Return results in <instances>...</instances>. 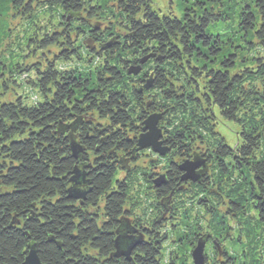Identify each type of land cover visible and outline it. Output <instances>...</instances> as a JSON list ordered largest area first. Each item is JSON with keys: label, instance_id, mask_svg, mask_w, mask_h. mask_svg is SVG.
I'll use <instances>...</instances> for the list:
<instances>
[{"label": "trees", "instance_id": "16d2710c", "mask_svg": "<svg viewBox=\"0 0 264 264\" xmlns=\"http://www.w3.org/2000/svg\"><path fill=\"white\" fill-rule=\"evenodd\" d=\"M3 2L5 84L32 92L0 102V264L33 245L42 264H195L202 239L204 264H264V0H182L181 16L153 0ZM152 114L166 156L138 150ZM196 158L200 179L183 180ZM76 166L85 199L67 192ZM127 222L143 236L130 259L114 255Z\"/></svg>", "mask_w": 264, "mask_h": 264}, {"label": "water", "instance_id": "95a60500", "mask_svg": "<svg viewBox=\"0 0 264 264\" xmlns=\"http://www.w3.org/2000/svg\"><path fill=\"white\" fill-rule=\"evenodd\" d=\"M139 71L140 68H136L133 70L135 74H137ZM149 86L150 85H148L147 87ZM160 119L161 115L152 114L143 122V132L139 136L138 150L152 147L155 152H158L162 156H166L169 153V149L167 147H164L161 142L162 130L158 126ZM71 149L74 157L77 159L79 158V154L83 152V148L80 147L74 140H72L71 142ZM204 163L205 162L203 160L198 158H196V161H185L180 165V169L184 172L182 179H192L194 181H198L201 177V173L197 172V169L202 165L205 166ZM70 181L72 185L67 190L69 197L74 199H85L87 193L90 190L85 186V184L87 183L86 173H81V169L76 166L74 169V175L70 178ZM155 183L157 184V186L165 183L164 176L157 178L155 180ZM129 226L130 223H128V225L126 224V226L122 229L123 231H121V235L118 234L117 238L115 239L116 252L114 253V255L117 257L125 256L130 259L132 249L142 241L143 236L135 238L133 235L128 234L129 232H132V230L129 229ZM205 244V240L202 239L198 242L195 249L193 250L192 254L195 264L205 263ZM24 264H42L35 245L30 248Z\"/></svg>", "mask_w": 264, "mask_h": 264}, {"label": "rangeland", "instance_id": "374dc122", "mask_svg": "<svg viewBox=\"0 0 264 264\" xmlns=\"http://www.w3.org/2000/svg\"><path fill=\"white\" fill-rule=\"evenodd\" d=\"M187 4V3H186ZM189 5V4H187ZM152 6L155 10L159 11L162 14H171L173 16H181L184 10V4H182V0H153ZM9 3L0 4V102H7L11 100L16 95L24 96L26 93L28 95L31 94V89L28 86L23 87V85L16 86L13 82L5 84L7 79L9 78V50L7 48V44L11 38H9L8 33L11 29L15 32V27L17 23L8 19L10 18V12L8 11ZM16 49L15 46H13ZM27 49V48H26ZM5 56V58H4ZM41 58H39L40 60ZM5 63L6 66H3ZM24 80L25 75L21 76ZM14 78V77H13ZM219 126L220 132L226 137L227 141L232 145L238 139V129L237 127L228 122L221 121ZM235 235V233L233 234ZM231 244H229L230 246ZM221 247V245H218ZM234 245H231L233 249ZM213 253H209L211 257ZM225 262V259H222ZM231 260L226 261V264H230Z\"/></svg>", "mask_w": 264, "mask_h": 264}]
</instances>
